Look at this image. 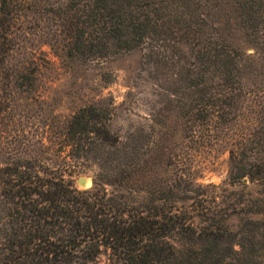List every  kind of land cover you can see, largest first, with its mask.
Here are the masks:
<instances>
[{
	"label": "trees",
	"instance_id": "16d2710c",
	"mask_svg": "<svg viewBox=\"0 0 264 264\" xmlns=\"http://www.w3.org/2000/svg\"><path fill=\"white\" fill-rule=\"evenodd\" d=\"M43 44L69 66L143 50L168 82L155 124L46 115ZM33 104L37 136L15 127ZM215 149L227 177L200 182ZM0 264H264V0H0Z\"/></svg>",
	"mask_w": 264,
	"mask_h": 264
},
{
	"label": "rangeland",
	"instance_id": "374dc122",
	"mask_svg": "<svg viewBox=\"0 0 264 264\" xmlns=\"http://www.w3.org/2000/svg\"><path fill=\"white\" fill-rule=\"evenodd\" d=\"M237 42L248 52L253 51L246 40L238 39ZM42 49L48 63L41 68L38 93L49 103L50 111L48 114L45 112L46 115L67 117L81 105L104 102L102 104L107 103L111 107L112 127L122 136L127 133L144 134L150 130L151 124H155L153 118L157 109L167 101L165 93L168 82L158 74L152 63L146 61L143 50L136 49L103 62L69 66L48 44H43ZM25 112L15 122V127L37 136L42 125L41 107L33 104L30 112ZM8 126L6 128L11 131L16 129ZM193 167L198 181L220 183L227 177L228 152L205 150L196 155ZM94 169L96 166L92 165L80 171L76 175V184L82 188L89 187ZM79 176H86L90 180L86 187L77 183ZM257 188L258 185L254 183H249L247 187L252 192ZM230 221L235 224L237 218ZM100 258L103 260L104 256Z\"/></svg>",
	"mask_w": 264,
	"mask_h": 264
},
{
	"label": "water",
	"instance_id": "95a60500",
	"mask_svg": "<svg viewBox=\"0 0 264 264\" xmlns=\"http://www.w3.org/2000/svg\"><path fill=\"white\" fill-rule=\"evenodd\" d=\"M87 181H88V177L86 176H79L77 178V183L83 187H86L87 186Z\"/></svg>",
	"mask_w": 264,
	"mask_h": 264
},
{
	"label": "bare ground",
	"instance_id": "6f19581e",
	"mask_svg": "<svg viewBox=\"0 0 264 264\" xmlns=\"http://www.w3.org/2000/svg\"><path fill=\"white\" fill-rule=\"evenodd\" d=\"M89 181H90V180L88 179V181H87L88 184H89Z\"/></svg>",
	"mask_w": 264,
	"mask_h": 264
}]
</instances>
